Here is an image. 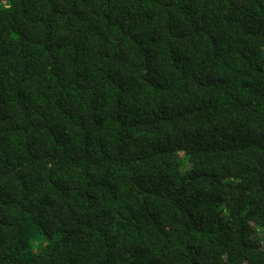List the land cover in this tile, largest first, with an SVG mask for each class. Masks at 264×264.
<instances>
[{
	"label": "trees",
	"instance_id": "trees-1",
	"mask_svg": "<svg viewBox=\"0 0 264 264\" xmlns=\"http://www.w3.org/2000/svg\"><path fill=\"white\" fill-rule=\"evenodd\" d=\"M0 264H264V0H0Z\"/></svg>",
	"mask_w": 264,
	"mask_h": 264
}]
</instances>
